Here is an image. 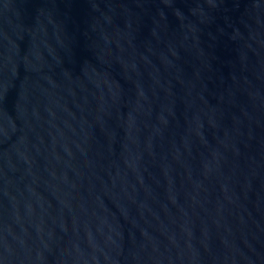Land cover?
<instances>
[{"label":"water","instance_id":"obj_1","mask_svg":"<svg viewBox=\"0 0 264 264\" xmlns=\"http://www.w3.org/2000/svg\"><path fill=\"white\" fill-rule=\"evenodd\" d=\"M0 264H264V0H0Z\"/></svg>","mask_w":264,"mask_h":264}]
</instances>
